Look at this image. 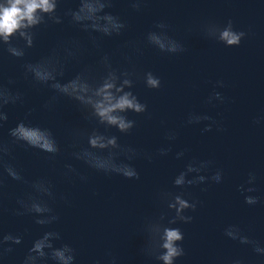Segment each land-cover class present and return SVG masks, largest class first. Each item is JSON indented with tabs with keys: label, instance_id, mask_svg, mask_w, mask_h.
I'll return each instance as SVG.
<instances>
[{
	"label": "water",
	"instance_id": "95a60500",
	"mask_svg": "<svg viewBox=\"0 0 264 264\" xmlns=\"http://www.w3.org/2000/svg\"><path fill=\"white\" fill-rule=\"evenodd\" d=\"M77 7L78 0H62L59 10L63 13ZM107 11L119 15L127 28L120 36L99 38L98 48L88 34L70 25L66 18L63 25L38 30L35 47L28 50L23 60L6 53L0 55L2 81L7 84L8 79L14 80L10 87L23 93L25 100L23 105L7 109L9 119L0 129V139L9 140L8 129L25 120L30 109H36L28 121L50 128L61 147L60 154L51 159L37 150L13 147L10 162L25 180L45 178L53 184L57 200L51 206L60 221L51 229H44L30 216L13 215L18 207L16 200L32 190L29 184L5 177L0 197L3 203L0 229L20 235L23 243L0 264H21L32 242L45 230L61 233L62 240L57 246L60 243L73 246L77 264H93L95 260L107 264L109 252L118 264H155L140 252L144 243L140 229L145 219L159 210L156 193L179 191L172 188V181L193 158L214 161L211 171L222 169L224 180L221 184L187 189L191 199L200 204L195 213H190L194 217L191 224L177 225L185 234L186 255L176 264H227L233 258H242L247 264H264V258L256 256L250 247L224 236L227 226L238 225L264 246V126L252 123L264 113V0H146L140 12L133 11L128 0H114ZM228 19L236 30L248 33L239 47L226 48L199 32V26L206 21L224 24ZM158 21L170 25L168 34L184 45V53L168 55L146 44V34ZM73 39L81 42L83 62H73L65 79L84 65L97 67L100 57L107 54L114 67L121 70L134 67L140 74L151 71L161 80L158 91L148 90L142 80H137L133 91L148 106L147 113L128 114L136 120L130 134L121 135L115 129L108 133L118 136L122 145L141 153L155 154L160 148L171 147L167 156L154 155L151 162L141 157L133 162L139 180L105 176L76 161L72 157L75 150L71 147L72 132L77 128L90 129V125L66 100L59 101L52 112L42 110L50 93L23 79V63H34L58 43ZM136 47L142 50V55L135 54ZM126 56H131V64ZM218 80L225 87L215 90L226 97V102L213 107L205 104V100ZM191 112L213 117L224 130L217 131L214 126L211 132L204 133V124L186 125ZM169 131L177 133L175 141L165 139ZM183 150H187L185 156L177 160L176 153ZM66 164H72L87 176V182L66 178ZM249 172L257 175V191L252 195L260 197V203L252 207L244 203L238 191ZM61 196L69 203L61 200Z\"/></svg>",
	"mask_w": 264,
	"mask_h": 264
},
{
	"label": "clouds",
	"instance_id": "9594fccd",
	"mask_svg": "<svg viewBox=\"0 0 264 264\" xmlns=\"http://www.w3.org/2000/svg\"><path fill=\"white\" fill-rule=\"evenodd\" d=\"M61 3L62 0H0V55L6 53L16 60H23L28 50L35 47L38 30L63 25L66 18L69 19L70 25L88 34V38L97 48L99 38L120 36L127 28L119 15L107 11L113 7L114 0H78L77 8L68 9L63 13L59 10ZM128 3L133 11L140 12L146 0H128ZM169 31V24L156 22L153 30L146 34V44L168 55L184 53V45L170 36ZM199 32L205 39L223 44L226 48L239 47L248 35L245 31L236 30L231 19L224 24L206 21L199 26ZM134 52L142 55L139 47H136ZM82 57L83 48L79 40L60 42L38 61L23 63V79L32 87L46 89L50 93L41 106L42 110L52 112L59 101L66 100L73 104L83 121L90 125V129L77 128L72 132L71 147L75 149L72 157L76 161L105 176L139 180L140 176L133 162L141 157L151 162L154 155L167 156L172 150L171 147L160 148L155 154L141 153L135 148L122 145L118 136L108 133L109 130L115 129L121 135L130 134L136 127V120L130 119L128 114L142 116L147 113L148 106L142 103L133 91L136 81L142 80L145 88L158 91L161 88V80L151 71L140 74L134 67L123 70L114 67L111 57L107 54L100 57L97 67L84 65L79 71H75L71 78L65 79L73 62L82 64ZM125 59L129 64L132 63L131 56H126ZM14 83V80L8 79L5 84L0 74V129L8 122L7 109L25 103L23 93L10 87ZM224 87L222 80L216 81L205 104L213 107L224 104L226 97L215 90ZM34 111L36 109H30L25 114V120L8 129L9 140L0 139V197L3 195L5 177L29 184L32 191L16 200L18 207L13 211V215L30 216L36 225L51 229V226L60 221L59 214L51 206L57 200L53 184L45 178L31 182L25 180L17 167L10 162L14 146L37 150L50 159L61 152L60 144L50 128L28 121ZM252 123L264 126V113L254 118ZM200 124H204V133L211 132L214 126L217 131L224 130L217 120L207 114H188L186 125ZM176 138L175 131H169L165 135L169 142L175 141ZM186 151L177 152L175 158L182 159ZM213 165L212 160L193 158L172 181V188L179 191L160 190L156 193L155 200L159 210L147 217L140 229L144 238L140 249L143 256L155 264H176L186 255L183 246L185 234L177 225L191 224L194 217L190 213H195L200 204V201L191 199L187 189L208 183H223V170L217 168L211 171ZM209 172L211 174H208ZM64 176L69 179L76 177L84 183L88 180V177L80 174L72 164L65 165ZM256 182V173L249 172L245 182L238 187L244 197V203L250 207L260 203V197L252 195L257 191ZM60 199L69 203L66 197L61 196ZM2 212L3 203L0 199V215ZM224 236L250 247L256 256L264 258V246L259 240L246 235L240 226H227ZM61 240L59 231H43L42 235L32 242L21 264H77L76 249L69 243H60L57 246V242ZM22 243L23 238L20 235L4 233L0 229V260L13 253L16 246ZM107 256V264H118L117 258L111 252L107 253ZM93 264H101V261L95 260ZM227 264L247 262L242 258H233Z\"/></svg>",
	"mask_w": 264,
	"mask_h": 264
}]
</instances>
